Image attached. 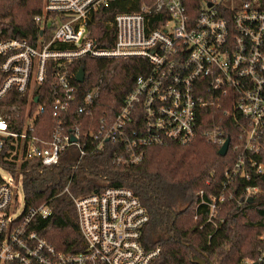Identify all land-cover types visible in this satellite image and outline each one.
<instances>
[{
	"label": "built area",
	"instance_id": "1",
	"mask_svg": "<svg viewBox=\"0 0 264 264\" xmlns=\"http://www.w3.org/2000/svg\"><path fill=\"white\" fill-rule=\"evenodd\" d=\"M115 1L122 0H44L34 16L40 31L34 43L0 39V168L9 175L0 172V264H151L160 254V247L147 249L142 241L146 208L122 186L72 196L81 240L70 250L58 248L31 225L37 216L50 215L47 202L28 207L25 201L24 212L16 215L29 160L53 168L72 147L81 160L90 141L97 148L121 143L117 161L138 164L151 146L193 142L206 111L223 101L244 118L246 149L261 152L264 0H202L194 15L185 0H144L139 10L115 15L114 45L103 48L93 36V21ZM84 58H140L150 65L136 77L112 122L102 120L98 131L86 136L82 125L104 82L79 93L77 84L87 74L78 82L77 65ZM50 110L53 128L41 138L38 121ZM221 128L205 132L219 147L226 141ZM239 173L246 180L262 176L264 162L252 157L246 162L241 153L225 186ZM258 192L257 185L245 190L247 198ZM208 205L212 222L217 203ZM263 256L264 250L258 261L242 264H261Z\"/></svg>",
	"mask_w": 264,
	"mask_h": 264
},
{
	"label": "trees",
	"instance_id": "2",
	"mask_svg": "<svg viewBox=\"0 0 264 264\" xmlns=\"http://www.w3.org/2000/svg\"><path fill=\"white\" fill-rule=\"evenodd\" d=\"M143 1L111 2L95 17L93 36L101 47L114 45L115 15L135 12ZM201 1L185 0L189 13L194 15ZM43 2L0 0V39L20 38L34 43L40 33L34 16L41 11ZM78 67H84L87 74L85 82L77 84L80 94L100 79L104 82L100 97L83 122V136L97 132L102 120L111 123L131 92L136 77L150 69L149 63L140 58H84L78 62ZM53 119L50 110L38 121L41 138H47V132L49 135ZM243 120L227 101H223L221 106L206 111L199 135L193 142L151 146L138 164L117 161L124 152L121 143L105 142L97 148L90 141H87V155L81 160L77 158L78 150L72 147L62 154L59 164L53 168H43L37 159L27 161L23 172L26 204L37 207L47 202L51 211L46 218H34L32 229L60 249L75 248L81 237L72 196L122 186L130 188L147 210L149 222L143 230V244L147 249L160 247V254L151 264H198L196 256L208 264H242L245 259L258 261L264 250L261 239L264 233V175L251 174V180H246L239 173L229 186H225L227 172H232L241 153L246 162L249 157L264 162V140L259 154L246 149V136L240 126ZM219 126L226 139L231 137L226 156H221L219 145L205 135L208 129ZM67 185L69 192L64 191ZM255 185L260 187V192L252 195L254 201H251L245 190ZM229 192L230 198L225 199L224 194ZM220 197L224 198L223 202L219 201ZM214 200L217 208L213 221L209 222L208 204ZM261 264H264V256Z\"/></svg>",
	"mask_w": 264,
	"mask_h": 264
},
{
	"label": "water",
	"instance_id": "3",
	"mask_svg": "<svg viewBox=\"0 0 264 264\" xmlns=\"http://www.w3.org/2000/svg\"><path fill=\"white\" fill-rule=\"evenodd\" d=\"M85 73H86L85 68L84 67L80 68V70L78 71V74H77V81L78 82H83L84 81ZM230 144H231V137L229 136L226 139L225 143L219 149V154L221 156H226L227 155V153L229 151V148H230ZM249 200L254 201V198L251 197ZM195 260L198 262V264H208L205 259L199 258L197 256L195 257Z\"/></svg>",
	"mask_w": 264,
	"mask_h": 264
},
{
	"label": "rangeland",
	"instance_id": "4",
	"mask_svg": "<svg viewBox=\"0 0 264 264\" xmlns=\"http://www.w3.org/2000/svg\"><path fill=\"white\" fill-rule=\"evenodd\" d=\"M0 172L6 178H9V175L3 169L0 168ZM230 196H231L230 192L228 194H224L225 199L230 198ZM25 208H26V204H25V199H24V192L21 186V189L19 191V196H18V208H17L16 215H20L21 213H23ZM220 208H222V206H220Z\"/></svg>",
	"mask_w": 264,
	"mask_h": 264
}]
</instances>
